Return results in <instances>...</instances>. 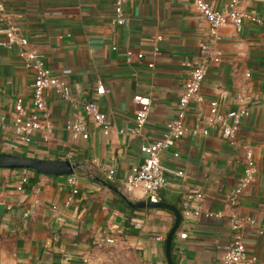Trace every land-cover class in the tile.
<instances>
[{
	"label": "crops",
	"instance_id": "0c3cea01",
	"mask_svg": "<svg viewBox=\"0 0 264 264\" xmlns=\"http://www.w3.org/2000/svg\"><path fill=\"white\" fill-rule=\"evenodd\" d=\"M207 1L216 7L227 4ZM5 2L31 46L66 81L74 101L50 91L48 138L36 132L29 142H22L13 129V102L21 96L32 109L33 71L17 46L0 44V152L69 158L81 166L73 173L75 183L67 181V174L0 167V264H83L107 236H113L117 246L132 248L134 264H167L165 237L175 219L173 212L132 207L96 177L104 178L103 167L113 168L112 184L131 201L146 200L140 187L127 189L126 176L143 161L141 144L161 136L174 116L187 75L184 61L198 58L199 42L208 40V21L193 0H132L125 5L124 24L113 21L114 0ZM238 6L260 21L245 19L240 30L231 23L218 28L221 38L210 48L220 50V59L208 66L200 89L205 98H216L222 110L235 107V95L242 92L249 113L232 138H224L211 124L207 135L194 134L193 126H207L210 118L207 101L192 100L186 108L184 134L162 154L166 169L160 200L180 210L187 194H202L191 199L192 207L202 213L181 219L174 233L175 264H223L231 211L256 219L246 227L244 243L255 256L253 264H264V0H239ZM4 26L0 15V41L6 37ZM128 49L133 52L130 60ZM98 80L106 92L96 93ZM136 93L149 94L151 104L141 133L129 136L117 129L133 122ZM89 98L98 100L113 127L105 133L87 118L88 136L73 138L65 123L84 116L81 103ZM246 148L252 150L258 171L232 208L225 199L241 176ZM24 173L27 181L18 188ZM206 210L221 214L205 216ZM183 230L186 236L180 237Z\"/></svg>",
	"mask_w": 264,
	"mask_h": 264
},
{
	"label": "built area",
	"instance_id": "2783aa9c",
	"mask_svg": "<svg viewBox=\"0 0 264 264\" xmlns=\"http://www.w3.org/2000/svg\"><path fill=\"white\" fill-rule=\"evenodd\" d=\"M132 0H114L113 21L117 24H124L128 21L125 12V5ZM197 10L206 18L209 23L208 40H201L198 44V58L187 59L184 64L187 67V75L184 79L183 87L178 97L174 116L166 123L165 131L152 141H145L141 144V151L145 153L143 161L134 165L127 174L125 184L127 189L140 187L146 200L159 201L160 189L165 184V166L162 162V154L173 147L178 139L185 132L184 117L187 105L190 101H207L209 107V124L204 127L193 126L192 133H209V125L218 126L224 138H232L239 131L242 119L249 113V107L243 103L244 94L239 92L235 95L237 105L232 108L222 110L219 108L216 98H205L201 92V83L211 63H216L220 59L221 52L218 49L211 50L210 44L216 43L221 36L218 28L231 23L236 30H240L245 19L260 21L259 17L253 13L246 12L239 8V0H227L224 7H216L207 0H193ZM0 15L5 20L3 31L6 35L0 44L7 47L19 48V54L23 58L26 66L33 71L31 81V103L32 109L26 107L21 96H16L13 102V129L14 133L22 142H29L36 132L42 133L44 138H48L51 130L50 111L47 97L53 91L59 98L74 101L70 89L65 80L46 64L43 53L35 46H31L28 37L24 34L21 26L13 18V13L9 10L5 0H0ZM126 59L132 57V50H126ZM138 57L142 52H137ZM149 65H152L150 63ZM249 75V72H246ZM96 93L107 91L105 84L98 80L95 88ZM137 107L134 112L133 122L130 125L119 127L118 132L129 136H137L147 122L151 97L149 94L136 93L133 96ZM84 116L68 119L65 123L67 129L72 133L73 138L88 136L87 118L101 125L107 133L113 127L112 122L99 107L97 99L89 98L81 103ZM3 126V116L0 115V127ZM177 155V153H174ZM258 171L253 152L250 148L244 150V166L238 182L226 195L225 203L232 208L238 204L239 198L251 182ZM74 173V172H73ZM67 174V181L75 183L74 174ZM104 179L114 180L115 170L113 168H102ZM181 173V171H178ZM27 181V174L24 173L19 179L18 188ZM76 189H74L75 191ZM201 192L189 193L181 202V219H190L202 213L199 207H192L191 199L200 198ZM219 210H206L205 216L220 215ZM228 217L229 237L223 244L221 261L223 264H253L255 256L247 252L244 243V233L246 227L253 226L256 219L251 216L240 215L236 211H231ZM263 232V231H261ZM180 237L186 236V231L179 233ZM156 239H162L156 236ZM104 242H114L113 236H107ZM87 259L84 258L83 261Z\"/></svg>",
	"mask_w": 264,
	"mask_h": 264
},
{
	"label": "water",
	"instance_id": "95a60500",
	"mask_svg": "<svg viewBox=\"0 0 264 264\" xmlns=\"http://www.w3.org/2000/svg\"><path fill=\"white\" fill-rule=\"evenodd\" d=\"M78 166H81L80 162L73 161L69 158H39L35 156L21 155L15 152H0V167L28 168L41 173L65 175L73 173ZM96 179L104 183L107 187L111 188L115 192H117L132 207H163L173 212L175 219L165 237V256L167 264H175L172 258V239L181 221V212L178 207L174 204L161 200L156 202L149 200L131 201L127 198V196L122 190H120L110 181L102 177H96Z\"/></svg>",
	"mask_w": 264,
	"mask_h": 264
},
{
	"label": "rangeland",
	"instance_id": "374dc122",
	"mask_svg": "<svg viewBox=\"0 0 264 264\" xmlns=\"http://www.w3.org/2000/svg\"><path fill=\"white\" fill-rule=\"evenodd\" d=\"M104 242L94 249L91 257L83 261V264H134L135 257L129 245H116Z\"/></svg>",
	"mask_w": 264,
	"mask_h": 264
},
{
	"label": "trees",
	"instance_id": "16d2710c",
	"mask_svg": "<svg viewBox=\"0 0 264 264\" xmlns=\"http://www.w3.org/2000/svg\"><path fill=\"white\" fill-rule=\"evenodd\" d=\"M126 204V203H125Z\"/></svg>",
	"mask_w": 264,
	"mask_h": 264
}]
</instances>
